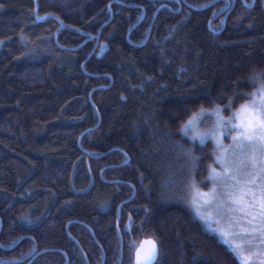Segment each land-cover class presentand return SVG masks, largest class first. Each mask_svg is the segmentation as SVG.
I'll use <instances>...</instances> for the list:
<instances>
[{
    "label": "trees",
    "instance_id": "1",
    "mask_svg": "<svg viewBox=\"0 0 264 264\" xmlns=\"http://www.w3.org/2000/svg\"><path fill=\"white\" fill-rule=\"evenodd\" d=\"M261 71L264 0H0V264H134L147 236L240 264L185 202L214 146L181 126Z\"/></svg>",
    "mask_w": 264,
    "mask_h": 264
},
{
    "label": "snow or ice",
    "instance_id": "2",
    "mask_svg": "<svg viewBox=\"0 0 264 264\" xmlns=\"http://www.w3.org/2000/svg\"><path fill=\"white\" fill-rule=\"evenodd\" d=\"M248 81L253 91L243 93L248 99L239 107L233 108L232 98L226 105L213 106L216 119L210 129L200 131L191 118L181 126L182 132H191L201 145L211 137L217 165H208V191L196 188L193 181L195 192L185 202L206 224L217 225L214 230L240 264H264V71L253 73ZM226 110L230 115H224ZM207 111L203 106L199 109L200 113ZM226 138H230L228 144ZM194 148L193 144L184 150L193 161L200 159ZM158 251L155 240L141 241L135 249L136 264H153Z\"/></svg>",
    "mask_w": 264,
    "mask_h": 264
},
{
    "label": "rangeland",
    "instance_id": "3",
    "mask_svg": "<svg viewBox=\"0 0 264 264\" xmlns=\"http://www.w3.org/2000/svg\"><path fill=\"white\" fill-rule=\"evenodd\" d=\"M224 115L227 116L225 113H224ZM228 115H230V114H228ZM191 119L194 121V125H195L196 128H198L200 131H205V130L210 129V128L213 126L216 117H215L214 114H212L211 110H209V111H207V112H205V113H200V112H198V113H196V115H193V116L191 117ZM187 134L190 135V136L193 138L191 132H188ZM196 139L199 141L198 138H196ZM207 141H211L212 144H213V146L215 147V144H214L213 140L211 139V137H207L206 140H205V143H206ZM229 142H230V138H226V139L224 140V143H225V144H228ZM199 143H200V142H199ZM213 159L215 160V157H214V156H213ZM214 160H213V162H214ZM213 162H212L213 167H217V165L214 164ZM204 182H205V185H206V184L209 185L208 188H205L204 185H199V186L195 185V187L198 188V189H200V190H202V191H205V192L208 191V189L211 187V181L208 180V179H205V180L203 181V183H204ZM190 186H191V185H190ZM190 189H191V190H190V194H189V196H190V198H191V196H192V195L194 194V192H195V189L192 188V187H190ZM188 199H189V197H188ZM193 211H194V209H193ZM194 213H195V211H194ZM195 215H196V214H195ZM196 216H197L198 218H200L198 215H196ZM203 222H204V221H203ZM204 224L206 225L207 229H209L211 232L216 233V234L219 236V234L214 230V229L217 227V225H216L215 223H212L210 226H209L208 224H206L205 222H204Z\"/></svg>",
    "mask_w": 264,
    "mask_h": 264
},
{
    "label": "water",
    "instance_id": "4",
    "mask_svg": "<svg viewBox=\"0 0 264 264\" xmlns=\"http://www.w3.org/2000/svg\"><path fill=\"white\" fill-rule=\"evenodd\" d=\"M148 38V37H147ZM129 161V158L127 159V161L126 162H128ZM148 239H152V240H155L156 241V243H157V246H158V254H157V256H156V259L153 261V264H155L156 262H157V260L159 259V255H160V246H159V243H158V241L154 238V237H152V236H147V237H144L141 241H145V240H148ZM140 241V242H141ZM140 242H139V244H140ZM139 244H138V246H139ZM37 250V247H36V249H35V251ZM34 251V252H35ZM104 262H105V254H104V261H103V264H104ZM134 264H136V259H135V254H134Z\"/></svg>",
    "mask_w": 264,
    "mask_h": 264
}]
</instances>
